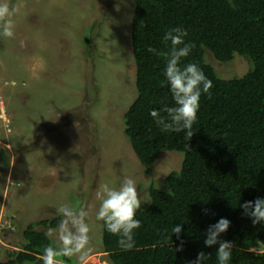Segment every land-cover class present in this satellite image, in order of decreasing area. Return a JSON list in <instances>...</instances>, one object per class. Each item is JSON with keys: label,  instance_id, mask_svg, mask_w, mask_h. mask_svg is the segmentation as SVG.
I'll return each instance as SVG.
<instances>
[{"label": "rangeland", "instance_id": "obj_1", "mask_svg": "<svg viewBox=\"0 0 264 264\" xmlns=\"http://www.w3.org/2000/svg\"><path fill=\"white\" fill-rule=\"evenodd\" d=\"M5 2L15 13L14 35L0 36V260L20 248L28 224L69 205L87 213L84 264H113L96 219L99 186L133 178L144 209L149 185L167 190L163 178L182 160L163 150L147 173L123 133V114L136 96L134 0ZM204 59L221 78L252 67L238 53L219 61L205 50ZM58 227L45 229L51 247H58ZM64 258L81 264L78 256Z\"/></svg>", "mask_w": 264, "mask_h": 264}, {"label": "trees", "instance_id": "obj_2", "mask_svg": "<svg viewBox=\"0 0 264 264\" xmlns=\"http://www.w3.org/2000/svg\"><path fill=\"white\" fill-rule=\"evenodd\" d=\"M175 27L194 45L180 66L195 64L212 82L210 94H201L190 139L163 132L150 115L174 105L166 60L158 53L169 49L163 37ZM82 43L88 45L90 35ZM130 44L136 96L123 114V133L147 173L163 150L180 152L182 160L164 176L167 190L149 185V203L135 216L140 227L133 231L134 247L122 250L103 224L102 250L113 264H190L201 251L210 253L204 264H218L216 246L204 245L205 233L226 218L230 226L220 239L233 243L227 264H264V224L253 226L240 208L264 198V0H134ZM205 50L219 61L238 53L252 67L240 77L221 78L205 61ZM62 219L57 214L28 224L20 248L0 264H43L40 257L51 247L45 229ZM176 224L179 239L171 231ZM60 264L73 263L64 258Z\"/></svg>", "mask_w": 264, "mask_h": 264}, {"label": "clouds", "instance_id": "obj_3", "mask_svg": "<svg viewBox=\"0 0 264 264\" xmlns=\"http://www.w3.org/2000/svg\"><path fill=\"white\" fill-rule=\"evenodd\" d=\"M14 13L15 9L10 8L8 3H0V36L11 38L14 35ZM186 35V31L175 27L163 37L165 42L170 41V47L158 55L166 60L164 77L174 105L166 106L160 111L153 110L150 115L163 132L183 133L190 139L201 94H210L212 82L197 65L187 64L183 68L180 66L181 59L187 57L194 46L185 43ZM147 51L156 52L151 47ZM96 199L100 201L96 219L103 222L109 233L119 237L117 243L122 250H131L134 247L133 231L140 227V221L135 216L142 204L135 180L125 177L118 187L103 183L96 191ZM240 208L251 219L253 226L264 224V198L245 201ZM57 213L63 217L55 233L58 247H46L40 259L43 264H60L58 258L78 256L81 264H84L90 231L86 223L87 213L83 209L76 211L69 205H61L57 208ZM229 226L230 221L221 218L210 225L205 233L204 245L208 248L216 246L218 264H227L231 258L233 243L220 239ZM171 231L179 239L181 224H176ZM182 245L183 241L177 251H182ZM209 256L210 253L201 251L190 264H204Z\"/></svg>", "mask_w": 264, "mask_h": 264}]
</instances>
